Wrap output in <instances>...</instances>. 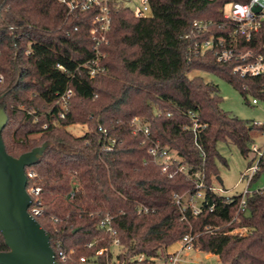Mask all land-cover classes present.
<instances>
[{
	"label": "trees",
	"instance_id": "trees-1",
	"mask_svg": "<svg viewBox=\"0 0 264 264\" xmlns=\"http://www.w3.org/2000/svg\"><path fill=\"white\" fill-rule=\"evenodd\" d=\"M233 1L245 0H149L152 13L145 18L122 2L112 3L110 29L99 46L105 70L90 77L76 68L96 57L98 35L90 33L95 11L68 15L57 0H0V105L8 115L2 138L14 157L45 145L39 159L26 167L36 172L27 188L42 189L37 220L55 252L58 240L74 248L76 257L109 246L113 237L99 221L110 215L122 246L117 256L110 252L113 264H155L161 249L189 232L198 234L194 248L217 255L221 264H264V190L247 196L246 210L230 225L237 197L231 203L212 198L214 212H182L173 193L193 189V182L175 169L171 176L164 172L148 152L150 141L134 134L130 123L141 117L154 139L176 149L193 169L204 167L208 177L220 175L218 159L226 163L219 142L231 141L249 155L264 126L223 110L219 86L190 73H213L245 97L260 99L264 77H240L233 71L236 62H219L211 52L190 56L192 40L185 39L196 19L223 21L224 7ZM262 33L257 45H246L264 52ZM57 64L76 70L75 76ZM67 87L74 95L60 118L56 100ZM189 111L208 123L199 138L203 152L184 129ZM75 124L88 129L77 136L68 130ZM103 130L116 141L112 150L104 147ZM76 186L75 198L68 199ZM207 226L219 229L207 231ZM242 227L245 234L231 233ZM91 242L94 246L88 247ZM7 250L0 232V251ZM140 255L145 259L140 261Z\"/></svg>",
	"mask_w": 264,
	"mask_h": 264
},
{
	"label": "built area",
	"instance_id": "built-area-1",
	"mask_svg": "<svg viewBox=\"0 0 264 264\" xmlns=\"http://www.w3.org/2000/svg\"><path fill=\"white\" fill-rule=\"evenodd\" d=\"M66 7L68 15H76L83 12L95 11L94 17L91 21L90 33L98 35L96 37V57L92 60L81 63L76 70L85 69L90 77H94L105 68L100 66L101 52L99 50L100 44L105 41L106 32L110 29L112 22V3H124L125 0H57ZM136 1V0H134ZM140 7L134 10L136 17L145 18L151 15V7L149 0H139ZM226 5H230V11L225 12ZM224 7L223 21L214 20H200L193 21L190 31L185 35V39L192 40L188 47V54L197 55L207 52L213 53L219 62L229 63L236 62L234 66V73L240 77L256 78L264 77V52H257L256 46L248 47L246 43L254 42L258 44L257 35L264 34V0H245L233 1L227 3ZM247 9V10H246ZM228 27V28H227ZM10 28H13L10 26ZM222 30V34H217L215 29ZM264 42V41H263ZM27 53H30L28 50ZM57 68L70 73L73 77L75 71L68 72V69L62 65L57 64ZM4 79L0 73V82ZM264 95V86L261 89ZM74 95V89L67 87L62 93L57 96L56 104L62 109L60 118H64L68 110L69 101ZM259 97L252 99V104H259ZM189 122L184 126V129L193 133L196 145L203 152L202 145L199 138L208 127V123L203 122L198 113L189 111ZM55 124L58 121H54ZM132 132L134 134H142L143 137L150 141L149 154L153 160L167 172L169 176L172 175V169L186 175L194 185L193 189H188L182 193H173V202L179 206L183 211L189 210L193 216L201 215L209 211L214 212L216 204L211 203L214 197H220L226 203H231L235 197L238 198V206L235 216L228 223L238 219L239 214L244 212L247 207V196L254 191H263L264 186L253 189L252 186L256 181L262 177L264 173V129L261 133L257 134L250 146V153L247 156L248 162L244 171L240 175V181L246 182V187L240 191L235 192L233 195L227 192L224 186V181L219 180L218 176H207L205 168L193 169L192 165L183 162V157L176 149L163 145L160 140L154 139L151 126L148 122L144 121L141 117L135 116L131 120ZM257 126H264V122L254 121ZM101 129V128H100ZM104 131V147L107 150H112L115 139L110 137L106 130ZM260 176L258 177V174ZM28 178L36 177L34 170L27 171ZM258 183V182H257ZM32 201L29 207V212L35 218L40 216L43 211L42 200L40 197L41 187L38 185H31L27 188ZM78 188L72 189L67 195L68 199L73 200L76 196ZM139 211H148L147 208H139ZM185 217V216H184ZM57 222V218H53ZM113 217L107 215L99 221V227L105 229L111 234L113 240L109 246L95 250L93 255H75V249H67L63 241H56L57 252L55 258L67 264H113L110 252L113 247H120V239L116 236V230L112 225ZM207 231L219 229V227H206ZM247 228H235L231 233L245 234ZM198 234L189 232L184 235L180 240L179 248L172 252L166 253L161 249V253L169 264H179L185 261L184 253L194 250V243ZM94 242L88 244V247H93ZM161 255V254H160ZM58 258V259H57ZM140 261L145 259L144 255L138 257ZM59 263V261H58ZM60 264V263H59Z\"/></svg>",
	"mask_w": 264,
	"mask_h": 264
},
{
	"label": "water",
	"instance_id": "water-1",
	"mask_svg": "<svg viewBox=\"0 0 264 264\" xmlns=\"http://www.w3.org/2000/svg\"><path fill=\"white\" fill-rule=\"evenodd\" d=\"M8 122L0 105V232L7 251H0V264H59L49 233L29 212L32 198L27 190L26 167L42 155L45 145L14 157L6 150L2 131ZM222 182V177L218 176Z\"/></svg>",
	"mask_w": 264,
	"mask_h": 264
},
{
	"label": "rangeland",
	"instance_id": "rangeland-1",
	"mask_svg": "<svg viewBox=\"0 0 264 264\" xmlns=\"http://www.w3.org/2000/svg\"><path fill=\"white\" fill-rule=\"evenodd\" d=\"M125 5L135 9L141 6L139 0H125ZM230 11V5H226L225 12ZM200 75L207 82H213L219 86L220 94L222 96L221 107L226 112L235 115L244 120L261 121L264 122V99H259V104H252V99L255 97L248 94L245 97L229 82L221 77L200 70H193L190 76ZM88 129L86 124H75L68 127V130L73 134L80 136L83 135ZM218 150L221 157L225 160L224 163L221 159L217 160L220 176L224 181V186L227 192L233 195L235 192H240L246 187V182L240 181V175L247 166L248 158L240 153L239 149L231 141H222L218 143ZM258 182V183H257ZM264 186V173L259 181H256L252 186L253 189ZM180 246V242L174 243L166 249V253H172ZM122 251L120 247H113L112 252L114 257ZM200 250L194 249L184 253L185 261L179 264H221L217 256H210L207 258L206 253L199 252ZM160 257L155 261V264H169L160 252Z\"/></svg>",
	"mask_w": 264,
	"mask_h": 264
},
{
	"label": "crops",
	"instance_id": "crops-1",
	"mask_svg": "<svg viewBox=\"0 0 264 264\" xmlns=\"http://www.w3.org/2000/svg\"><path fill=\"white\" fill-rule=\"evenodd\" d=\"M177 243H178V242H177ZM178 248H179V247H178ZM178 248H177V249H178ZM177 249H176V250H177ZM199 252H201V251H199ZM203 253H204V252H203ZM209 255H210V256H217V255L212 254V253H206V257H207V258L209 257ZM217 258L219 259L218 256H217Z\"/></svg>",
	"mask_w": 264,
	"mask_h": 264
},
{
	"label": "clouds",
	"instance_id": "clouds-1",
	"mask_svg": "<svg viewBox=\"0 0 264 264\" xmlns=\"http://www.w3.org/2000/svg\"><path fill=\"white\" fill-rule=\"evenodd\" d=\"M247 10V9H246Z\"/></svg>",
	"mask_w": 264,
	"mask_h": 264
}]
</instances>
